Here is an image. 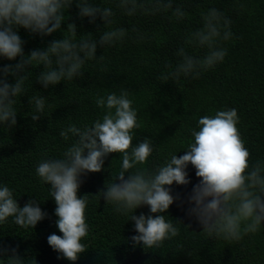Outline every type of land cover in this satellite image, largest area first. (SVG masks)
<instances>
[{
    "label": "trees",
    "instance_id": "trees-1",
    "mask_svg": "<svg viewBox=\"0 0 264 264\" xmlns=\"http://www.w3.org/2000/svg\"><path fill=\"white\" fill-rule=\"evenodd\" d=\"M118 0H90L101 7H111L116 13L114 24L104 29L99 17L95 24L89 18H79L76 4L66 13L62 29L67 23L77 25V40L92 32L98 39L102 31L117 27L130 28L135 25L144 40L129 33L123 44L105 49L98 47L97 56L104 60L89 61L84 66V78L49 86L44 89L36 80L43 65L29 68L26 81L27 94L17 98V125L11 130L0 125V184L14 190V197L23 207L30 199H36L47 217L34 228H22L12 218L0 224V248H15L26 264L32 259L37 264H264V223L258 232L244 235L240 241L228 242L209 237L196 217L188 215V197L200 178L196 169L187 168L190 183L171 185L172 194L178 199L163 215L178 228L179 234L166 240L160 248L145 250L142 243L135 245L131 237L138 233L129 216L118 214L112 205L99 194L105 183L112 181L121 168L120 153H111L105 158L102 171L81 176L78 195L88 197L86 222L89 234L82 239L88 250L80 254L77 261L58 258L59 253L48 244L50 234L62 235L56 226V203L50 195V185L42 183L36 174L38 163L47 158H62L72 140L59 136L62 128L69 124L78 127L91 125L103 114L97 108L95 98L122 89L129 91V98L138 111L141 129H138L133 144L150 138L153 152L147 167L154 168L170 158V154L182 156L187 145L194 141L193 129H198V120L204 115L214 116L217 110L235 108L238 112V129L250 160L264 161V0H173L187 13L185 19L177 21L171 11L156 15H124L116 8ZM217 8L232 21L233 37L221 41L227 49L222 63L202 72L199 79L181 77L179 81L159 79L174 68L178 62L176 52L184 47L190 54L203 57L206 49L185 43L191 31L202 26L200 13ZM63 30L50 36L40 37L20 28L18 34L26 41L25 53L45 48L55 39H63ZM16 60L0 57V67L15 64ZM104 68L106 70L101 71ZM9 83L15 77L9 76ZM32 95L46 96L45 115L32 121ZM128 174H126L127 177ZM118 182V181H117ZM106 190V189H105ZM152 214L147 205L135 210V215ZM7 255L0 260L6 264Z\"/></svg>",
    "mask_w": 264,
    "mask_h": 264
},
{
    "label": "clouds",
    "instance_id": "clouds-1",
    "mask_svg": "<svg viewBox=\"0 0 264 264\" xmlns=\"http://www.w3.org/2000/svg\"><path fill=\"white\" fill-rule=\"evenodd\" d=\"M74 3L81 20L88 17L89 23L95 24L99 17L104 29L114 24L116 13L113 9L92 4L90 0H0V57L7 60L20 58L18 63L0 67V125L7 129L17 125L15 105L17 98L28 92L26 81L30 67L43 65L36 80L48 89L61 81L84 78L87 62L104 60L103 55L97 56L98 47L105 49L123 44L130 32L135 33L138 40L146 38L132 25L104 30L98 39L88 32L77 40L75 22L67 23L66 30L62 29V24L70 19V16L67 20L65 17ZM116 8L128 17L168 11L177 21L187 16L181 6L174 7L173 0H118ZM200 16L202 26L188 33L185 43L206 49L205 55H190L180 47L176 52L177 64L174 68L171 64L166 65L172 70L159 79H199L202 72L224 61L227 49L220 46V42L233 37L232 21L215 7L202 11ZM20 28L42 38L61 30L64 35L63 39L50 41L45 48L25 53L26 41L18 34ZM9 76L15 77L14 83L8 82ZM46 99L43 95L30 96L32 121H39L45 115ZM94 103L103 114L91 125L78 127L72 123L62 128L59 136L65 141L71 139V145L62 158L43 159L35 169L40 181L50 185V195L56 203V226L62 235L53 233L47 240L60 254L58 258L75 262L88 250L81 242L89 234L86 222L88 197L78 195L81 176L102 171L105 158L111 153L121 154L122 165L112 181H106V190L102 189L99 194L116 213L134 221V230L138 234L130 239L135 245L142 243L145 250L160 248L166 240L179 234V228L163 213L178 199L170 186L190 183L189 164L196 169L200 180L188 197V203L194 206L187 212L196 217L203 233L233 242L259 231L264 223V161L251 162L250 151L237 127L239 116L235 108L200 117L199 130L191 131L194 141L187 145L185 154H170L163 164L149 169L141 166L148 164L154 149L147 137L133 144L141 123L129 91L122 89L119 94L98 95ZM143 205L149 207L150 213L161 214L135 215V210ZM47 215L36 199H30L21 207L14 197V190L7 184H0V224L12 218L22 228L35 229ZM10 253L9 249L0 248V260L8 254L6 264H26L17 249H11ZM30 264H37V261L32 259Z\"/></svg>",
    "mask_w": 264,
    "mask_h": 264
}]
</instances>
